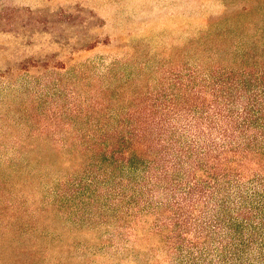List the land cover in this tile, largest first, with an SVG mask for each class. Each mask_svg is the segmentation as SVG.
Returning a JSON list of instances; mask_svg holds the SVG:
<instances>
[{"label":"trees","instance_id":"16d2710c","mask_svg":"<svg viewBox=\"0 0 264 264\" xmlns=\"http://www.w3.org/2000/svg\"><path fill=\"white\" fill-rule=\"evenodd\" d=\"M226 7L157 86L77 90L0 130V220H104L164 264H264V0Z\"/></svg>","mask_w":264,"mask_h":264},{"label":"rangeland","instance_id":"374dc122","mask_svg":"<svg viewBox=\"0 0 264 264\" xmlns=\"http://www.w3.org/2000/svg\"><path fill=\"white\" fill-rule=\"evenodd\" d=\"M226 2L0 0V130L26 108L69 110L77 90L85 99L103 84L157 86L202 56ZM114 225L0 220V264H164L149 239L128 241Z\"/></svg>","mask_w":264,"mask_h":264}]
</instances>
